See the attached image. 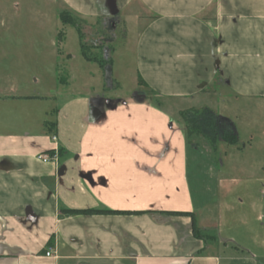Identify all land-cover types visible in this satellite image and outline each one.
Segmentation results:
<instances>
[{
  "label": "crops",
  "instance_id": "1",
  "mask_svg": "<svg viewBox=\"0 0 264 264\" xmlns=\"http://www.w3.org/2000/svg\"><path fill=\"white\" fill-rule=\"evenodd\" d=\"M61 2L82 20L122 19L134 80L159 98L218 87L236 104L264 101V0ZM79 69L61 77L65 98L45 118L0 124V264H264V235L247 218L231 235L219 231L221 212L197 213L184 133L168 134L170 118L151 100L102 98ZM27 97L38 96L0 103ZM56 147L59 167L37 159ZM255 199L262 221L264 191Z\"/></svg>",
  "mask_w": 264,
  "mask_h": 264
},
{
  "label": "rangeland",
  "instance_id": "2",
  "mask_svg": "<svg viewBox=\"0 0 264 264\" xmlns=\"http://www.w3.org/2000/svg\"><path fill=\"white\" fill-rule=\"evenodd\" d=\"M65 10L61 0H0V95L48 96L28 99L30 102L0 103V119L5 121L0 124L14 127L26 117L37 118L36 123L45 118L44 111L57 108L65 98L61 77H67L70 65L80 67L77 76L84 77L102 98L113 102L126 98L151 100L152 111L170 118L168 134L172 128L184 133L186 172L197 213L206 216L221 212L224 219L220 232L242 234L236 219L247 218L253 235H264V220H258L261 211L253 208L256 195L260 197L264 191V173L255 170L264 165V101L236 104L221 95L218 87H213L215 92H204L207 96L198 94L187 99L155 96L141 79L134 80L132 52L120 18L111 31V79L103 82L99 64H88L82 58L76 29L60 18L62 13L70 19L78 15ZM83 21L88 43L104 45L107 35L100 28L106 22L102 18ZM103 53L90 49V54L98 58ZM67 54L74 57L72 63L67 61ZM209 113L215 119L213 126L207 127ZM51 118H56L55 112ZM221 119L227 123H221ZM199 218L202 222L205 217ZM225 223L232 227L228 230Z\"/></svg>",
  "mask_w": 264,
  "mask_h": 264
},
{
  "label": "trees",
  "instance_id": "3",
  "mask_svg": "<svg viewBox=\"0 0 264 264\" xmlns=\"http://www.w3.org/2000/svg\"><path fill=\"white\" fill-rule=\"evenodd\" d=\"M69 15L67 13H62L60 15V18L62 20V22L66 25H72L78 35H79V39H80V48H81V54L83 56V58L89 62H95L97 64H99V66L101 67V69L104 72V79L105 81H109L111 79V66H112V59H111V54L113 52V48L111 46V43L114 40V36H112L111 31H113V26L112 24H108V23H103L102 28H100L101 31H105L104 32V36L107 35L106 39L104 42H106L104 45H99V44H94V43H88L87 40V35L84 32L85 29V23L82 19H80L79 17H74L73 19H70V17H68ZM107 30V31H106ZM93 50H102L103 53V57L102 58H98L96 56H92L90 54V49ZM105 50H108V52L105 53ZM142 80V79H141ZM143 82V81H142ZM40 97H27L26 99H39ZM209 118L207 117L206 122V126L210 127L213 126V122L215 118L210 116V113L208 114ZM196 122V120H195ZM73 213V212H70ZM174 215H181L182 213H172ZM194 233L196 236H199V231L198 229H196V227L194 228Z\"/></svg>",
  "mask_w": 264,
  "mask_h": 264
},
{
  "label": "built area",
  "instance_id": "4",
  "mask_svg": "<svg viewBox=\"0 0 264 264\" xmlns=\"http://www.w3.org/2000/svg\"><path fill=\"white\" fill-rule=\"evenodd\" d=\"M52 140L57 144V137L55 136L52 137ZM59 158H60V153L57 147L52 152L41 154L37 157L39 161L46 164L55 165V167H59ZM53 255L55 256V253L53 252V249L50 248L46 253V256L51 257Z\"/></svg>",
  "mask_w": 264,
  "mask_h": 264
},
{
  "label": "water",
  "instance_id": "5",
  "mask_svg": "<svg viewBox=\"0 0 264 264\" xmlns=\"http://www.w3.org/2000/svg\"><path fill=\"white\" fill-rule=\"evenodd\" d=\"M221 123H227L225 119H221Z\"/></svg>",
  "mask_w": 264,
  "mask_h": 264
}]
</instances>
